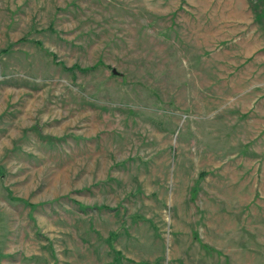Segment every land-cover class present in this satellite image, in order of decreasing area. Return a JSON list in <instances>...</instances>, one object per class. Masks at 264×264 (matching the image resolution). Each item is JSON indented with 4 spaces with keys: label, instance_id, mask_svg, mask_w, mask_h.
Masks as SVG:
<instances>
[{
    "label": "rangeland",
    "instance_id": "1",
    "mask_svg": "<svg viewBox=\"0 0 264 264\" xmlns=\"http://www.w3.org/2000/svg\"><path fill=\"white\" fill-rule=\"evenodd\" d=\"M0 264H264V0H0Z\"/></svg>",
    "mask_w": 264,
    "mask_h": 264
}]
</instances>
